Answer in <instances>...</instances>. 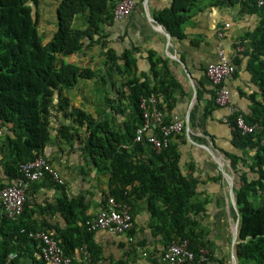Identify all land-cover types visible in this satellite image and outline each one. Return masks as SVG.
I'll list each match as a JSON object with an SVG mask.
<instances>
[{"label":"trees","instance_id":"1","mask_svg":"<svg viewBox=\"0 0 264 264\" xmlns=\"http://www.w3.org/2000/svg\"><path fill=\"white\" fill-rule=\"evenodd\" d=\"M117 1L59 0L55 8L56 30L43 42L38 33L39 0H0V135L4 136H0V189L23 179L21 164L44 154L54 138L51 132L54 129L59 145L75 153V142L79 143L87 159L101 174L108 175L103 206L112 197L129 205L131 210L135 198L143 199L150 214L151 235L159 236L165 247L186 239L198 257L201 249H207L208 231L201 223L205 209L197 190L201 182L183 174L179 164L180 154L172 139L180 134L171 136L168 146L158 152L134 141L135 131L142 123V97L156 94L157 107L165 122L172 118L175 98L170 88L175 82L166 63L157 76L156 64L149 58L154 76L144 72L137 76L132 51L125 49L111 55L112 68L117 73H125L127 78L119 83L122 89L117 90V98L106 96L102 105L117 111L121 105L123 110L128 108L130 115L122 111L126 118L120 122L112 121L110 113H105L106 117L101 112L96 116L88 114L70 99L71 90L81 81L92 80L96 72L69 58L85 54L87 49L101 43V25H109L114 20ZM209 4L238 5L241 13L253 11L259 15L257 25L245 34L249 45L243 52L248 55L245 69L252 74L257 89L250 93L240 91L249 101L248 111L244 113L234 108L228 118L231 142L238 154L222 152L234 173L233 195L239 213L234 245L237 264H264V2L257 5V0H209ZM194 5L195 0H174L170 7L155 14V19L172 36L182 38L181 26L191 17ZM76 17L85 21L83 28L75 25ZM120 61L123 66L119 65ZM234 62L239 64L240 58L235 57ZM202 82L200 80L197 91L198 101L207 91ZM211 88L212 101L207 113L218 106ZM240 114L246 123H257V130L242 134L235 124ZM60 116L64 122L53 126ZM41 186L64 189L65 178L62 184L49 176L31 182L25 191L23 211L16 218L4 217L0 204V264H24L22 260L27 258L31 260L29 264H48L42 257L40 243L28 236V232L39 229L32 217L34 209L29 194ZM259 197L262 203L256 204ZM84 199L82 195H62L39 209V212L58 213L62 217V226H50L47 230L54 234L64 254L71 257L70 264H96L103 251L94 239L97 231L85 226L91 216L84 214L87 208ZM133 234L134 226L125 233L128 240ZM82 245L90 253L86 263L75 260V248ZM133 249L136 250L135 244Z\"/></svg>","mask_w":264,"mask_h":264},{"label":"crops","instance_id":"2","mask_svg":"<svg viewBox=\"0 0 264 264\" xmlns=\"http://www.w3.org/2000/svg\"><path fill=\"white\" fill-rule=\"evenodd\" d=\"M133 1L135 7L129 17L114 19L109 25H101V43L87 49L85 54H75L76 63L89 66L96 72L92 80L81 81L75 86V106L94 116L101 112L106 117L105 113H110L112 121L120 122L130 115L128 108L123 110L122 102L119 103L121 111H117L108 105H102V102L94 101L103 100L106 96L117 98V90L122 89L119 83L127 78L125 73H117L112 68L111 55L120 54L125 49L132 51L136 58L137 76L141 72L153 75L149 58L156 64L157 76L166 63L175 82L170 88L171 95L175 98L172 114L178 116L184 125L183 133L175 136L172 141L177 144L183 174L198 178L201 182L197 188L199 200L205 209L201 223L208 231L207 251L210 254L205 264H233L232 243L237 222L233 182L232 192L229 188L230 178L234 179V173L222 151L238 154V149L232 145L229 124L222 121L228 114L227 109L216 106L210 112L206 111L212 101V88L206 80L204 69L209 62L217 60L220 48L225 50L229 61L236 67L234 73L224 81L231 105L247 113L249 101L240 95V91L250 93L257 88L252 74L245 69L248 55L243 52L247 51L249 45L245 34L257 25L259 15L253 11L241 13L238 5L211 6L209 0H202L203 4L197 6L195 1L191 17L181 26L184 36L177 38L155 19V14L170 7L174 0ZM58 2L59 0H39L38 33L43 42H47L56 30L55 8ZM84 22L81 17L75 18L77 27L83 28ZM164 31L168 33L169 40ZM219 31L223 32L221 38L218 36ZM235 57L240 58L239 64H235ZM69 60L73 58L70 57ZM118 63L123 66L121 61ZM200 80L207 91L203 93V99L198 101ZM117 104L114 102V105ZM122 111L126 116H123ZM60 122H64L61 116L55 119L53 126ZM51 132L54 138L45 148L44 154L65 178V187H35L29 194L31 207L34 209L32 217L39 229L46 230L50 226L60 227L64 221L58 213L39 212L44 203H54L62 195H82L87 204L84 214L92 216L102 208L103 192L108 184V175L101 174L97 166L87 159L81 152L79 143L75 142V153H69L65 151L63 144L59 145L55 130ZM0 136L4 137L2 133ZM70 166L75 179L68 182ZM133 203V237L128 240L125 234L111 236L104 231L95 232L94 239L103 250L96 264H161L158 257L164 251L165 244L159 236H152L150 233L151 219L145 201L135 198ZM134 244L136 250H132ZM76 250L77 248L74 251L75 260ZM22 262L29 264L31 260L27 258Z\"/></svg>","mask_w":264,"mask_h":264},{"label":"built area","instance_id":"3","mask_svg":"<svg viewBox=\"0 0 264 264\" xmlns=\"http://www.w3.org/2000/svg\"><path fill=\"white\" fill-rule=\"evenodd\" d=\"M263 2L264 0H257V5H262ZM134 7L133 0H118L113 9L114 19L122 20L129 17ZM218 36L223 37V32L219 31ZM217 57L216 61L209 62L205 66L204 72L209 84L213 87L215 103L228 111V114L222 118L223 122L228 123L229 115L234 112V108L231 105L229 91L224 81L234 73L235 67L229 61L225 50L220 48ZM156 96V94H151L140 100L142 123L135 131L134 141L144 143L158 152L168 146L171 136L183 133L184 125L176 115H172L171 120L165 122L162 111L157 107ZM235 124L242 134L253 133L258 128L257 123H246L241 114L235 118ZM48 161L47 156L41 154L34 160L21 164L20 171L23 179L0 189V204L4 217L12 219L22 213L25 191L31 182L45 176L51 177L58 184L64 182L60 172ZM85 226L88 230L104 231L113 236L125 234L133 228L130 206L110 197L96 214L85 221ZM28 236L40 243L42 257L48 264L71 263V257L64 254L52 232L40 228L28 232ZM76 251L77 259L85 263L89 260L90 253L85 245L78 247ZM207 260V249H201L197 257L189 248V242L186 239L171 242L158 257L161 264H194L195 261L202 264Z\"/></svg>","mask_w":264,"mask_h":264},{"label":"rangeland","instance_id":"4","mask_svg":"<svg viewBox=\"0 0 264 264\" xmlns=\"http://www.w3.org/2000/svg\"><path fill=\"white\" fill-rule=\"evenodd\" d=\"M195 1H197V6H201V4H203V1L202 0H195ZM72 58H73V60L75 61V55H73L72 56ZM70 99H71V101L75 104V90H73V91H71V94H70ZM94 101L95 102H97V103H101L102 102V99H94ZM98 106V105H97ZM65 151H69V153L72 151V150H70L69 148L67 149H65ZM72 168H71V166H70V169H68V173H69V176H68V182H70V181H72V180H74L75 179V173L73 172V170H71ZM232 177V176H231ZM66 181V180H65ZM262 203V198L261 197H259L258 199H257V202H256V204H261Z\"/></svg>","mask_w":264,"mask_h":264},{"label":"water","instance_id":"5","mask_svg":"<svg viewBox=\"0 0 264 264\" xmlns=\"http://www.w3.org/2000/svg\"><path fill=\"white\" fill-rule=\"evenodd\" d=\"M155 22V20H153ZM164 33L167 35V39L169 40V35L168 33H166V31H164ZM232 178H230V191L232 192ZM236 212H237V222H236V225H235V230H234V235H233V243H232V259H233V264H237V260H236V257H235V254H234V245L235 243L237 242V233H238V226H239V213L237 211V208L235 209Z\"/></svg>","mask_w":264,"mask_h":264}]
</instances>
